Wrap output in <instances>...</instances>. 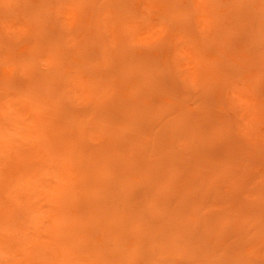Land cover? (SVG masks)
<instances>
[{
  "label": "rangeland",
  "instance_id": "rangeland-1",
  "mask_svg": "<svg viewBox=\"0 0 264 264\" xmlns=\"http://www.w3.org/2000/svg\"><path fill=\"white\" fill-rule=\"evenodd\" d=\"M0 264H264V0H0Z\"/></svg>",
  "mask_w": 264,
  "mask_h": 264
}]
</instances>
